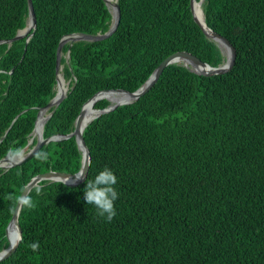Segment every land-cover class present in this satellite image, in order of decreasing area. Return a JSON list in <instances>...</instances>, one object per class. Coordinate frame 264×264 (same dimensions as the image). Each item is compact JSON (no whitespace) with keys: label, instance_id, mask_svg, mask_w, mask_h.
<instances>
[{"label":"trees","instance_id":"1","mask_svg":"<svg viewBox=\"0 0 264 264\" xmlns=\"http://www.w3.org/2000/svg\"><path fill=\"white\" fill-rule=\"evenodd\" d=\"M117 3L120 20L109 36L62 45L69 87L47 110L44 138L73 131L98 91L136 90L174 52L224 63L218 43L194 21L190 0ZM32 4L35 28L10 46L0 43V159L26 147L38 110L54 97L61 38L104 33L112 21L104 0ZM201 7L206 24L234 47L231 68L207 76L169 64L145 94L89 122L82 133L90 152L86 178L32 187L35 206L18 215L21 240L0 264H264V0H203ZM27 18L28 0H0V41ZM109 103L100 99L93 108ZM81 157L71 136L0 168V250L30 179L49 170L75 173ZM106 166L118 178L110 222L83 199L85 182ZM32 242H39L37 252Z\"/></svg>","mask_w":264,"mask_h":264},{"label":"water","instance_id":"2","mask_svg":"<svg viewBox=\"0 0 264 264\" xmlns=\"http://www.w3.org/2000/svg\"><path fill=\"white\" fill-rule=\"evenodd\" d=\"M104 1L108 5V7L110 8V11L112 13V21H111L109 29L104 33H96L94 35L93 34H83V33H72V34L65 35L61 38V40L57 46V50H56V64H55L56 86L61 81L65 82L67 84L65 94L62 95L58 100H53L54 97H52V99L44 107H42L38 110L37 117H36L35 124H34V128H33L32 133H31L32 136L28 140L26 147L21 149V151L23 153V157L22 158H14L10 154H7L5 157L0 159V168L7 170L8 168H10L14 165H20L23 162L31 159L36 154V152L45 143H47L49 141H58V140H61L64 138H69L71 136H74L76 143H77V146L82 153L80 169L75 173H64V172L49 170L47 172L39 173L30 179V181L24 186L22 192L20 193V195L17 199V202H16V206H15V210L13 212V215H12V217H11V219H10L6 229H5V236L8 240V246L6 248L0 250V261H3L4 259L8 258L16 250V248H17V246L21 240V237H22V231H21L20 225L18 223V215H19V212H20L21 207H22L18 203V200L20 197L27 195L29 193V191L31 190V188L38 185V183L42 180L61 181L66 185L76 186V185L82 183L84 181V179L86 178L87 173H88L89 164H90V152H89V149L87 148V146L85 144L82 133H83L84 128L86 127V125L89 122H91L94 118L98 117L102 113L114 110L119 105L131 103L134 100L138 99L143 94H145L147 91H149L152 88V86L154 85V83L157 81L158 77L162 73L163 69L169 64L182 63L183 65L189 67V69L191 71L198 73V74L207 75V76L216 75V74L226 72L233 65V62L235 59L234 47L225 37H223L222 35H220L219 33L215 32V31H213L206 24L202 7H201V12L203 15V21H200V19L197 17V15L194 11V3L196 0H190V10L192 12L194 21L200 26V28L203 30V32L206 34V36L208 38H211L218 43V45L222 49L223 53H224V50H226V54H225L226 58H225L224 63H222L218 66H211L210 64L203 62L197 56L193 55L192 53H190L188 51L174 52L171 55L167 56L165 59H163L160 62V64L154 69V71L150 74V76L146 79V81L141 86H139L136 90L128 91L125 89L116 88V89H105V90H101V91H98L97 93H95L92 97H90L83 104L79 114L77 115V117L75 119L74 129L70 133L65 134V135L56 134V135L50 136L49 138H44L43 137L44 125L40 131H38L37 133H34V131L36 129V122H37V119H38L40 113L43 110H48L52 106H54V107L57 106L60 103V101L66 96V93H67V90L69 87V81L68 80L66 81L64 79L63 74L61 72V70L63 68V66L61 64L62 45L67 41L72 43V42L77 41V40L92 41V40L104 39L107 36H109L118 26V23L120 20V9H119L117 0H114L111 3V6L109 5L110 0H104ZM199 2L202 4L203 0H199ZM35 26H36V18H35L32 0H28V18L26 21V26L22 29H19L17 31L16 35L14 37H12L11 39L2 40V41H0V43L1 42H7L8 46H10L14 40L20 39L23 36L27 35L31 30H33L35 28ZM31 34L32 33H30L28 35L27 40L29 39ZM68 57H69V54L67 53L66 54V60H68ZM104 91L125 92L130 96V98H129V100H127L125 102L112 104L111 101L106 97H104V98L97 97L98 94H100L101 92H104ZM93 98H95V101H94L95 103L97 101H99L100 99H107L110 103L105 108H102V109L95 108V110L98 111L97 114L91 120H89L88 123L84 124L82 122L83 121V119H82L83 107L85 104L92 101ZM96 99H97V101H96ZM51 114H52V111L47 113L45 122L48 120V118L50 117ZM35 137H36V143L30 149L25 151L27 146L32 143V141ZM9 158H14V160L9 161ZM5 162H7V163H5ZM78 174H83L82 178L78 179L77 178ZM12 226H14L18 232V234H17L18 236L14 240H12L11 236L9 235V228Z\"/></svg>","mask_w":264,"mask_h":264},{"label":"clouds","instance_id":"3","mask_svg":"<svg viewBox=\"0 0 264 264\" xmlns=\"http://www.w3.org/2000/svg\"><path fill=\"white\" fill-rule=\"evenodd\" d=\"M9 154L14 158H22L23 153L20 149H10ZM38 158L46 159V153H39ZM83 174H78L77 178H82ZM117 177L113 170L107 166L100 170L93 179L85 182L83 189V199L86 204L93 205L97 209V214L106 218L110 222L116 216L115 201L119 198V193L116 189ZM37 188V191H41ZM20 206L33 208L34 201L30 195L20 197L18 200ZM30 248L33 252H37L40 248L39 242H32Z\"/></svg>","mask_w":264,"mask_h":264},{"label":"bare ground","instance_id":"4","mask_svg":"<svg viewBox=\"0 0 264 264\" xmlns=\"http://www.w3.org/2000/svg\"><path fill=\"white\" fill-rule=\"evenodd\" d=\"M113 1L114 0H110V4H109L110 6H111V3ZM196 4H197V6H196ZM194 5L196 6L194 8L195 13H196V8L198 7V12L196 13L197 17L200 19V21H203V15L201 12V3L199 2V0H196ZM224 54H226V50H224ZM66 88H67V84L65 82L61 81L56 86V92H55V96H54L53 100H58L62 95H64L66 92ZM111 95H112V97H111ZM97 97H101V98L106 97L111 101L112 104L122 103V102L129 100V98H130V96L127 93H125V92L121 93L119 91H104V92H101L100 94H98ZM94 101H95V98H93L92 101L88 102L83 107V111H82L83 121L82 122L84 124L88 123L89 120H91L98 112L97 110H95L93 108V105L95 103ZM96 101H97V99H96ZM88 109H92L93 111H88ZM46 115H47V110H43L40 113V115L37 119V122H36V129H35L34 133H37L38 131L41 130V128L43 127V125L45 123ZM11 160H14V158H9V161H11ZM5 163H7V162H5ZM17 234H18V232L14 226L9 228V235H11L12 240L16 239V237L18 236Z\"/></svg>","mask_w":264,"mask_h":264},{"label":"rangeland","instance_id":"5","mask_svg":"<svg viewBox=\"0 0 264 264\" xmlns=\"http://www.w3.org/2000/svg\"><path fill=\"white\" fill-rule=\"evenodd\" d=\"M196 6H197V4H196ZM62 72V71H61ZM56 87V86H55ZM56 89V88H55ZM28 149H26L25 151H27ZM11 236V235H10Z\"/></svg>","mask_w":264,"mask_h":264}]
</instances>
